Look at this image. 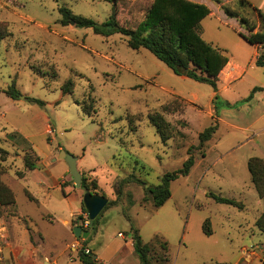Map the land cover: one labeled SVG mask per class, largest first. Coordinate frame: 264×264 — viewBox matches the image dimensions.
<instances>
[{
  "label": "rangeland",
  "instance_id": "rangeland-1",
  "mask_svg": "<svg viewBox=\"0 0 264 264\" xmlns=\"http://www.w3.org/2000/svg\"><path fill=\"white\" fill-rule=\"evenodd\" d=\"M152 1L0 0L7 32L0 41V264H18L10 247L27 249L29 241L42 242L39 252L58 264H80L70 249L75 241L77 252L98 250L108 260L131 240L130 225L144 243L152 242L154 253L153 239L167 243L168 264H248L242 251L252 256L250 264H264V233L256 226L264 199L247 169L250 158L264 159V94L242 102L255 86L264 92V72L252 65L253 48L240 36L246 31L238 32L213 0H188L211 11L200 23L202 39L246 68L228 89L221 79L214 99L210 86L176 76L147 50L130 49L121 34L105 37L60 22L61 7L97 24L114 9L120 26L135 29ZM247 1L264 13V0ZM219 2L258 24L236 0ZM67 81L71 93L63 94ZM12 85L15 100L6 94ZM156 114L159 130L170 137L165 142L150 121ZM214 124L210 140L196 149L198 135ZM62 150L76 157L89 188L96 185L97 194L114 202L97 216L85 245L72 228L87 230L86 191L74 186L58 157ZM190 153L194 165L170 182L164 205L156 209L149 196L144 200V188L181 170ZM25 156L34 169L25 167ZM129 175L144 186L120 185ZM209 193L242 209L216 203ZM121 254V264H139L135 254ZM151 264L161 263L153 255Z\"/></svg>",
  "mask_w": 264,
  "mask_h": 264
},
{
  "label": "trees",
  "instance_id": "trees-1",
  "mask_svg": "<svg viewBox=\"0 0 264 264\" xmlns=\"http://www.w3.org/2000/svg\"><path fill=\"white\" fill-rule=\"evenodd\" d=\"M213 1L220 6L227 18L236 19L239 26L246 31V35L240 34V36L248 44L258 45L260 47V52L255 59V66L264 69V13L253 7L247 0H236L237 6L240 9L249 8L257 16L258 22L260 26H262V30L256 32V23H253L247 17L242 16L236 10L222 5L219 0ZM59 13L61 15L60 22L63 25L72 23L74 27L89 28L94 34L105 37L111 36L115 33L121 34L126 37L127 45L130 49L147 50L157 60L167 66L176 76L185 77L197 83L210 86L214 92L213 94H215L214 99L217 98L219 74L227 65L229 59L223 50L205 42L201 37L200 23L203 19L210 15V10L205 5L188 0H153L150 8L144 16V19L135 29L120 26L115 18L114 9L108 20L102 24H97L91 19L75 16L65 7H61L59 9ZM6 34L7 32L5 27L0 26V41L6 37ZM71 89L72 82L67 81L62 87V93L70 94ZM261 90L262 89L258 87L253 88L249 96L242 102H248L253 98L256 92ZM6 94L13 100L18 97V92L13 85L9 87ZM32 101L36 104H42L39 100L32 99ZM227 106H229V104H227ZM214 110L217 116V110L215 107ZM150 121L156 128L162 141H167L170 137L168 135H164L163 132L159 130V123H162L160 116L158 114L151 116ZM216 130L217 125L214 124L201 132L198 135L199 144L195 148L201 150ZM1 152L6 153L3 150ZM23 161L26 168L29 170L34 169V164L27 159V156L24 157ZM193 165L194 158L192 153H190L181 170L166 174L162 183L153 189L144 188L145 192L148 193V195L144 197V200H147V196H149L154 208L157 209L163 206L171 196L169 190L170 182L177 179L178 175L187 176ZM247 169L258 198L263 200L264 161L260 158H250L247 162ZM132 182H136L139 185L144 186L143 182L136 180L131 175L121 179L120 185ZM0 188L5 190L3 187ZM80 188L92 194L98 193L96 185H94L92 189L89 188L87 178L84 177L83 174L81 175ZM208 197L216 203L226 204L240 210L242 209V204L232 199L222 198L212 193H209ZM113 204L114 202L109 201L104 209ZM82 211L86 213L83 205ZM126 219L128 220L127 216ZM96 220L97 218L94 220L92 228L89 229L87 226L86 229L88 231H93L95 229ZM256 226L264 233V214L258 218ZM202 232L206 236H210L212 234L211 231L205 227V225L202 226ZM128 236L131 237L133 251L138 257L139 264H151L153 255L159 263L168 264L169 257L167 253V243L165 241H159V239L156 238L152 240L158 245L159 249V253H154L152 242L144 243L138 230L134 229L132 225H130ZM87 240L88 239L83 241L84 245ZM78 260L80 264H101L93 257L91 250H88V253L85 252V249L79 250Z\"/></svg>",
  "mask_w": 264,
  "mask_h": 264
},
{
  "label": "crops",
  "instance_id": "crops-1",
  "mask_svg": "<svg viewBox=\"0 0 264 264\" xmlns=\"http://www.w3.org/2000/svg\"><path fill=\"white\" fill-rule=\"evenodd\" d=\"M194 2V1H192ZM196 3V2H194ZM211 14V11H210ZM224 14V13H223ZM209 16V15H208ZM207 16V17H208ZM226 17V16H225ZM227 18V17H226ZM230 21H233L235 23V26L237 28V31L242 33V29L237 20L233 19V18H228ZM259 24V22H257ZM257 24V27L255 29V31H260L259 30V26ZM260 25V24H259ZM262 30V29H261ZM253 48V57L251 59L252 61V65L255 64V59L258 56L259 52H260V47L258 45H251ZM257 67V66H256ZM228 68H230V70H228ZM259 68V67H257ZM262 70V72H264L263 68H260ZM246 73V68H241L237 65H235L232 62H228L227 65L223 68V70L220 72L219 74V81L221 79H223V81L225 82L224 84V88L228 89V86L237 79H241ZM218 81V82H219ZM260 85H264L261 84V82H259ZM264 83V82H263ZM258 87V86H255ZM253 87V88H255ZM260 89H262L261 87H258ZM220 89H218L217 95L220 96ZM264 94V92L261 90L259 92H256L253 96V98L251 100H258L260 98V96ZM264 160V159H263ZM82 175V174H81ZM91 234V231L89 232V236ZM84 241V240H83ZM42 243V242H41ZM41 243H32L31 241H29V247L27 249L22 248H12L11 249V256L14 259V262H17L18 264H58L57 261L53 258V256H51L50 253H40L39 252V244ZM73 243V242H72ZM69 243L70 244V249L76 253L75 256L78 257V252L77 249L78 247L75 244H79L77 241H75L74 244ZM86 244V243H85ZM68 247V246H67ZM93 253V255L95 256L96 260L101 263V264H121L120 259H121V253H123L124 250H127L128 253L134 255V251H133V245H132V241L130 240L128 243L125 244V246H122L121 248H119L117 251H115L114 255L111 257V259H105L101 256V254H99L98 250H94V249H90ZM247 251H242V257L246 259V263L250 264L251 260H252V256L250 254L246 253ZM48 263H47V262Z\"/></svg>",
  "mask_w": 264,
  "mask_h": 264
},
{
  "label": "water",
  "instance_id": "water-1",
  "mask_svg": "<svg viewBox=\"0 0 264 264\" xmlns=\"http://www.w3.org/2000/svg\"><path fill=\"white\" fill-rule=\"evenodd\" d=\"M60 159H64L69 170V174L72 177V181L76 188H80L81 185V173L77 169V159L71 154L66 153L65 151H60ZM115 194H118V191L115 190ZM108 204V199L99 194H92L90 192H85L82 197V205L86 211L88 222L87 225L89 228H92L94 220L102 212V210ZM73 235L76 238L82 237L86 239L89 236V231L83 230L80 226H74L72 228ZM95 258V256L93 255ZM46 264V263H45Z\"/></svg>",
  "mask_w": 264,
  "mask_h": 264
},
{
  "label": "built area",
  "instance_id": "built-area-1",
  "mask_svg": "<svg viewBox=\"0 0 264 264\" xmlns=\"http://www.w3.org/2000/svg\"><path fill=\"white\" fill-rule=\"evenodd\" d=\"M119 237L122 238V235L121 234H118ZM86 253H88V250H85Z\"/></svg>",
  "mask_w": 264,
  "mask_h": 264
}]
</instances>
